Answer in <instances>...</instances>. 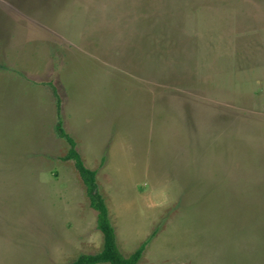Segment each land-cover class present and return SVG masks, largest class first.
<instances>
[{
	"label": "rangeland",
	"instance_id": "1",
	"mask_svg": "<svg viewBox=\"0 0 264 264\" xmlns=\"http://www.w3.org/2000/svg\"><path fill=\"white\" fill-rule=\"evenodd\" d=\"M56 96L140 264H264V0H0V264L103 246Z\"/></svg>",
	"mask_w": 264,
	"mask_h": 264
},
{
	"label": "trees",
	"instance_id": "2",
	"mask_svg": "<svg viewBox=\"0 0 264 264\" xmlns=\"http://www.w3.org/2000/svg\"><path fill=\"white\" fill-rule=\"evenodd\" d=\"M60 108V100L56 96L57 122L55 124V131L56 134L60 138H63L68 144L66 154L60 159L73 162V165L85 187L89 206L96 212V227L103 235V246L100 252L95 254H81L71 264H137L146 242L128 257H124L119 252L116 244L115 230L110 222L105 200L100 192L99 185L97 184L96 170L90 169L84 164L81 155L77 150L76 141L63 128ZM154 234L155 231L152 235Z\"/></svg>",
	"mask_w": 264,
	"mask_h": 264
},
{
	"label": "crops",
	"instance_id": "3",
	"mask_svg": "<svg viewBox=\"0 0 264 264\" xmlns=\"http://www.w3.org/2000/svg\"><path fill=\"white\" fill-rule=\"evenodd\" d=\"M118 196L120 195H116L117 199H118ZM106 203V202H105ZM128 205H131V204H128ZM107 206V209H108V215H109V219H110V222L112 224V226L114 227V230H115V237H116V244H117V248L119 250V252L124 256V257H128L130 256L133 252H135L142 244L143 242H140V234L142 235V233L144 232H141L140 230H138V232H136V234H132V236L129 234L128 232V227L130 226H127V223L126 221L123 219L122 217V204L120 203V206H121V211H118L120 217L116 218V221L119 219H121L122 221H119L117 222V224L115 222H113V219H114V216L112 217V213H111V209H110V205L106 204ZM127 205H125L124 208H126ZM122 217V218H121ZM126 224H125V223ZM94 226H96V215H95V221H94ZM126 228V229H125ZM97 229V227H96ZM131 229V227H129V230ZM137 229V228H136ZM97 231L99 232V236H102V245H103V235L102 233L97 229ZM101 234V235H100ZM156 235V234H155ZM125 238V240L123 241L122 238ZM155 236H153L150 241L154 238ZM100 238V237H99ZM139 239V240H138ZM139 241V242H138ZM148 241L146 243L149 244ZM145 245L143 251H142V254H141V257L139 259V261L137 262V264H140L142 259L145 258V256L147 255V253H149V247H147ZM102 249V248H101ZM100 249V251H101ZM98 251V252H100ZM98 252H95V253H98ZM95 253H85V254H95ZM98 264H108V263H98Z\"/></svg>",
	"mask_w": 264,
	"mask_h": 264
}]
</instances>
